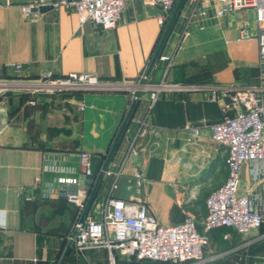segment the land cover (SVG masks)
<instances>
[{
    "label": "crops",
    "instance_id": "crops-1",
    "mask_svg": "<svg viewBox=\"0 0 264 264\" xmlns=\"http://www.w3.org/2000/svg\"><path fill=\"white\" fill-rule=\"evenodd\" d=\"M54 1L0 0V81L38 82L47 75L86 72L100 84L0 97V264L59 263L78 207L63 198L57 177L76 176L83 186V151L91 154L97 176L87 209L95 217L101 218L111 197L137 200L146 202L163 225L192 215L203 232L206 199L228 175L227 151L212 140L210 125L244 109L234 99L237 91L264 82L255 10L217 16L211 9L189 23L193 2L185 0L163 28L157 21L158 5L130 0L118 26L106 31L80 19L74 6H53ZM29 2L43 3L34 17L21 10ZM245 29L252 37L242 38ZM158 53L172 57L166 81L181 86L159 91L149 116L153 126L136 138L145 150L126 158L147 113L150 92L163 81L168 63L152 65L134 103L131 91ZM190 125L201 127L195 143ZM123 164L113 188L115 176L101 171H117ZM250 168L249 163L242 167L240 189L264 196V181L253 179ZM137 172L142 173L140 183ZM223 239L230 240L229 235ZM263 240L264 233L245 244ZM210 244L203 262L185 264L228 261ZM115 255V264H166L139 261L119 250ZM237 258L226 262L235 264ZM64 264H110L109 250L77 252L71 245Z\"/></svg>",
    "mask_w": 264,
    "mask_h": 264
},
{
    "label": "built area",
    "instance_id": "built-area-1",
    "mask_svg": "<svg viewBox=\"0 0 264 264\" xmlns=\"http://www.w3.org/2000/svg\"><path fill=\"white\" fill-rule=\"evenodd\" d=\"M130 0H56L53 6L72 5L80 19L91 20L109 31L118 26L122 12ZM158 5L161 13L157 21L163 28L174 17L180 0H149ZM189 23L197 17H206L210 10L217 16H223L233 10L252 8L255 10L261 66L264 65V0H192ZM42 2H29L21 5L27 16L37 15ZM248 29L243 30L242 38H250ZM166 61L163 81L150 92V103L145 117L139 122L137 134L131 138L126 158L136 157L145 147H139L136 138L144 135L150 127V112L158 99L161 89L181 85L166 81L172 64L170 55L159 54L139 74L135 88L131 91V102L140 99L142 82L149 79V74L156 63ZM17 69L21 64L15 65ZM39 89L49 92L66 89H87L98 87L100 82L96 75L86 72H71L65 76L47 75L35 83ZM235 101L244 105V109L234 116L224 115L219 121L210 125L212 140L225 147L228 175L225 182L210 192L206 199L207 215L202 220L203 232L200 231L196 218L187 216L183 221L163 225L151 212L146 202L125 200L111 197L102 208L101 218L88 212L89 196L95 186L97 176L93 171L91 154L81 152V165L87 177L83 186L72 175H59L57 183L65 200L78 207V213L72 226L69 240L77 252L106 247L109 250L110 264L116 263L115 251L137 260H151L170 264L201 263L206 259L205 248L210 240L208 232L220 227H231L237 233L249 235L261 228L264 223V196L253 195L240 189L241 172L244 164L251 165L250 174L255 180L264 181V82L236 92ZM84 108V105H81ZM192 142L200 137L201 127L190 125ZM154 134L159 131L154 129ZM57 171L61 172L59 169ZM124 164L117 171L103 167L101 174L114 175L113 188L123 174ZM136 176L142 177L137 172ZM84 216V220L81 218ZM235 264H240L236 262ZM264 264V262H263Z\"/></svg>",
    "mask_w": 264,
    "mask_h": 264
},
{
    "label": "rangeland",
    "instance_id": "rangeland-1",
    "mask_svg": "<svg viewBox=\"0 0 264 264\" xmlns=\"http://www.w3.org/2000/svg\"><path fill=\"white\" fill-rule=\"evenodd\" d=\"M144 3L152 4L149 0H144ZM179 3L177 5V8L179 6ZM35 83L36 82H23L17 80L6 82L5 80H2L0 81V97L4 96L8 92H28L33 94L42 92L41 89L37 91V89L39 88ZM263 233L264 223L260 229L254 231L249 235L236 233L231 228L226 227L214 231H209L207 234L209 236V240L211 243L210 245L214 253H222L221 256L226 257V259H228V263H233L235 260L234 258L238 257L237 262H242V264H260L261 260L264 258V240L254 242L253 244H245V242L247 243L248 240L252 237L262 235ZM224 234H228L230 240H224ZM229 259H231L230 262Z\"/></svg>",
    "mask_w": 264,
    "mask_h": 264
},
{
    "label": "water",
    "instance_id": "water-1",
    "mask_svg": "<svg viewBox=\"0 0 264 264\" xmlns=\"http://www.w3.org/2000/svg\"><path fill=\"white\" fill-rule=\"evenodd\" d=\"M81 220L82 221L84 220V216L81 218ZM71 245H72V241H69V243H68V245H67V247H66V249H65V251H64V253H63V255H62V257H61V259H60L58 264H64V261H65V259L67 257V254H68V252H69V250L71 248Z\"/></svg>",
    "mask_w": 264,
    "mask_h": 264
},
{
    "label": "trees",
    "instance_id": "trees-1",
    "mask_svg": "<svg viewBox=\"0 0 264 264\" xmlns=\"http://www.w3.org/2000/svg\"><path fill=\"white\" fill-rule=\"evenodd\" d=\"M184 1L185 0H181L180 1V3H179V6H178V9L184 4ZM173 22V21H172ZM160 53H158L157 55H156V58H157V56L159 55ZM77 213H78V211H77ZM76 218V217H75ZM74 221H75V219H74ZM74 221H73V223H74ZM116 260H117V257H116ZM143 260H147V259H143ZM143 260H139V261H143ZM227 261V260H226ZM226 261H224L223 263L224 264H227V262ZM153 262H156V263H162V262H157V261H153ZM166 264H170V263H166Z\"/></svg>",
    "mask_w": 264,
    "mask_h": 264
}]
</instances>
